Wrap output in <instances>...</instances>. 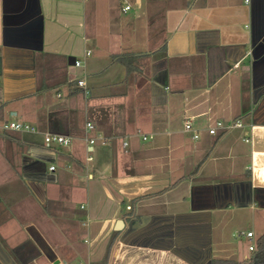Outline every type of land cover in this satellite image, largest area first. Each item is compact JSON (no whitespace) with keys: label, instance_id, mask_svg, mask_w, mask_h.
<instances>
[{"label":"crops","instance_id":"0c3cea01","mask_svg":"<svg viewBox=\"0 0 264 264\" xmlns=\"http://www.w3.org/2000/svg\"><path fill=\"white\" fill-rule=\"evenodd\" d=\"M258 223L264 0H0V264L244 260Z\"/></svg>","mask_w":264,"mask_h":264},{"label":"built area","instance_id":"2783aa9c","mask_svg":"<svg viewBox=\"0 0 264 264\" xmlns=\"http://www.w3.org/2000/svg\"><path fill=\"white\" fill-rule=\"evenodd\" d=\"M247 3H249L251 0H245ZM131 8L130 4H127L123 7L124 10H129ZM91 54V51L88 50L85 53V57L89 56ZM84 57V58H85ZM83 59H75L74 61V66L76 67H83L84 66V62L85 60ZM86 75L83 74L81 77L76 78V82L77 85L79 87H81L84 91L85 95H90L91 90L88 87L87 81H86ZM244 125V121L241 117H238L236 119H233L231 121H224V120H216L214 124H212L211 126L208 127V133L211 135H216L218 133H224L227 131H230L232 129L238 128V127H242ZM184 127L186 131H192L194 133L193 137L194 138H198L200 136L199 130L197 128L194 127L193 125V121L191 118H187L185 119L184 122ZM5 129H15V130H27V129H31V126L29 124L26 123H22V122H18V121H12V122H8L4 125ZM95 131V125L92 122H87L86 124V132H87V136H86V140L89 144H95L96 142L100 141L101 143H107V139L105 136L103 135H96V134H92ZM144 139H147L146 136H143ZM45 143L46 144H51V143H59V144H68L70 143L71 139L70 137L61 135V134H55V133H48L45 135ZM246 141H249V139H246ZM128 144L127 141L124 142V146H126ZM50 170H54L55 166L51 165L49 167ZM243 235L246 234L248 237H253L254 233L252 231H248L247 233L244 232H240L238 235ZM256 248V242L252 243L249 245V249L251 251L255 250ZM60 264V263H59ZM63 264V263H61ZM66 264V263H64ZM79 264H85L84 262H80Z\"/></svg>","mask_w":264,"mask_h":264},{"label":"trees","instance_id":"16d2710c","mask_svg":"<svg viewBox=\"0 0 264 264\" xmlns=\"http://www.w3.org/2000/svg\"><path fill=\"white\" fill-rule=\"evenodd\" d=\"M127 54L116 56L117 59L124 61ZM211 264H264V232L256 240V248L249 258L244 260L214 258Z\"/></svg>","mask_w":264,"mask_h":264},{"label":"rangeland","instance_id":"374dc122","mask_svg":"<svg viewBox=\"0 0 264 264\" xmlns=\"http://www.w3.org/2000/svg\"><path fill=\"white\" fill-rule=\"evenodd\" d=\"M263 224H256V226L254 225V226H251L252 228H253V230H254V232H255V237H259L264 231V229H263ZM245 228V232L248 230V228H249V226L248 227H244ZM237 227L235 226V225H232L231 224V226H230V228L227 230V232H226V236H227V239H229L232 243H235V241H236V237H238L237 236ZM243 242H246V239H245V237H242V239H241ZM247 247V246H246ZM246 247H245V245L243 244V246L242 247H239V249H243V250H245L246 249ZM79 260H80V258L79 257H76L75 259H73V260H71V261H68V263L67 264H78V262H79ZM20 264V263H19Z\"/></svg>","mask_w":264,"mask_h":264},{"label":"water","instance_id":"95a60500","mask_svg":"<svg viewBox=\"0 0 264 264\" xmlns=\"http://www.w3.org/2000/svg\"><path fill=\"white\" fill-rule=\"evenodd\" d=\"M121 224H122V221H119L117 226H120ZM56 262H58V261H56Z\"/></svg>","mask_w":264,"mask_h":264}]
</instances>
